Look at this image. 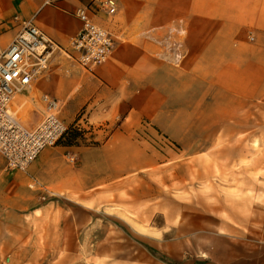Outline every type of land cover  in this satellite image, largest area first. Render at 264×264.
Here are the masks:
<instances>
[{"label":"crops","instance_id":"0c3cea01","mask_svg":"<svg viewBox=\"0 0 264 264\" xmlns=\"http://www.w3.org/2000/svg\"><path fill=\"white\" fill-rule=\"evenodd\" d=\"M105 1L0 0V32H10L0 41L1 53L19 31L20 21L28 20L61 49L50 68L21 94L39 108L27 126L43 118L42 98L48 95L58 101V114L68 123L83 110V120L93 126L88 136L97 142L48 147L27 173L0 166V210L11 219L5 225L0 222V232L2 227L15 231L20 211L38 210L36 193L27 188L32 178L44 185L51 201H87L94 189L156 164L157 157L142 149L135 132L143 119L157 123L164 116L177 117L168 108L175 98L185 97V123L180 128L165 123V131L185 137L189 147L187 138L215 134L214 126H203V121L220 120L224 113L227 120L233 119L244 91L264 94V0H116L117 12L111 16ZM80 7L115 41L109 59L93 70L79 65L72 53L71 41L82 27L76 15ZM179 21H185V65H157L152 58L159 52L152 55L143 43ZM184 80L185 96H175V81ZM70 154L76 156L75 163L68 160ZM252 235L256 246L264 247V220L253 227Z\"/></svg>","mask_w":264,"mask_h":264},{"label":"rangeland","instance_id":"374dc122","mask_svg":"<svg viewBox=\"0 0 264 264\" xmlns=\"http://www.w3.org/2000/svg\"><path fill=\"white\" fill-rule=\"evenodd\" d=\"M9 34L2 30L0 41ZM143 45L160 53L152 58L157 65H185V21ZM174 86L175 96H185V80ZM21 94L12 109L28 125L39 108ZM235 105L233 119L224 113L203 121L215 134L186 137L188 147L185 137L165 131V123H185V97L175 98L168 108L177 117L143 119L135 132L157 163L94 189L87 201L55 202L27 186L38 210L20 211L15 231L1 228L0 264H264V247L252 235L264 220V94L244 91ZM84 114L65 121L68 132L59 144L97 143ZM9 220L0 210V222Z\"/></svg>","mask_w":264,"mask_h":264},{"label":"built area","instance_id":"2783aa9c","mask_svg":"<svg viewBox=\"0 0 264 264\" xmlns=\"http://www.w3.org/2000/svg\"><path fill=\"white\" fill-rule=\"evenodd\" d=\"M103 7L110 16L117 12L116 0H106ZM76 15L82 27L72 39L71 48L76 52L77 62L92 69L109 59L115 46L114 37L89 15L87 9L78 8ZM59 50L53 39L28 20L20 21L19 31L0 53V155L5 161V171L27 173L40 153L58 145L68 132L66 122L58 114V101L48 95L42 98L46 113L34 127L23 124L12 109L15 96L24 93L49 69L54 54ZM68 160L75 163L76 156L70 154ZM28 187L41 192V198L46 199L48 191L37 179L32 178Z\"/></svg>","mask_w":264,"mask_h":264},{"label":"trees","instance_id":"16d2710c","mask_svg":"<svg viewBox=\"0 0 264 264\" xmlns=\"http://www.w3.org/2000/svg\"><path fill=\"white\" fill-rule=\"evenodd\" d=\"M70 145V143H68Z\"/></svg>","mask_w":264,"mask_h":264},{"label":"bare ground","instance_id":"6f19581e","mask_svg":"<svg viewBox=\"0 0 264 264\" xmlns=\"http://www.w3.org/2000/svg\"><path fill=\"white\" fill-rule=\"evenodd\" d=\"M19 119V118H18Z\"/></svg>","mask_w":264,"mask_h":264}]
</instances>
